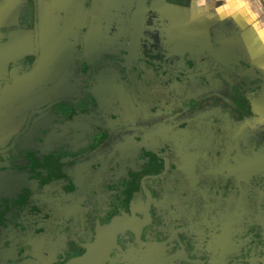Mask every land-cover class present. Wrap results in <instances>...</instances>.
<instances>
[{
  "label": "flooded vegetation",
  "instance_id": "flooded-vegetation-1",
  "mask_svg": "<svg viewBox=\"0 0 264 264\" xmlns=\"http://www.w3.org/2000/svg\"><path fill=\"white\" fill-rule=\"evenodd\" d=\"M0 264H264V0H0Z\"/></svg>",
  "mask_w": 264,
  "mask_h": 264
},
{
  "label": "water",
  "instance_id": "water-1",
  "mask_svg": "<svg viewBox=\"0 0 264 264\" xmlns=\"http://www.w3.org/2000/svg\"><path fill=\"white\" fill-rule=\"evenodd\" d=\"M112 228H114V226H112Z\"/></svg>",
  "mask_w": 264,
  "mask_h": 264
}]
</instances>
